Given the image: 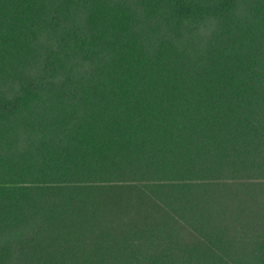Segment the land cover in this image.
<instances>
[{"label":"trees","instance_id":"1","mask_svg":"<svg viewBox=\"0 0 264 264\" xmlns=\"http://www.w3.org/2000/svg\"><path fill=\"white\" fill-rule=\"evenodd\" d=\"M0 264H264V0H0Z\"/></svg>","mask_w":264,"mask_h":264}]
</instances>
